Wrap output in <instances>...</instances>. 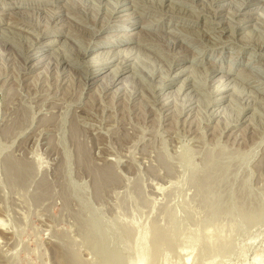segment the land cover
<instances>
[{"label": "rangeland", "instance_id": "374dc122", "mask_svg": "<svg viewBox=\"0 0 264 264\" xmlns=\"http://www.w3.org/2000/svg\"><path fill=\"white\" fill-rule=\"evenodd\" d=\"M76 1L67 15L63 0H0V40H8L0 45V264H108L86 246L95 229L136 249L123 264H264V0L244 7L249 0H134L137 10L124 12L134 21L116 24L124 13L112 14L90 41L91 54L116 34L147 70L118 97L120 82L102 91L110 75L95 82V68L85 75V67L64 62L82 51L116 0ZM255 9L262 14L245 13ZM19 11L32 13L30 27L7 24ZM38 32L32 53L51 61L32 72L43 56L21 55ZM143 32L154 45L144 46ZM167 73L176 79L168 90L176 100L164 108L150 93ZM186 78L194 89L176 94ZM218 85L228 90L218 94Z\"/></svg>", "mask_w": 264, "mask_h": 264}, {"label": "bare ground", "instance_id": "6f19581e", "mask_svg": "<svg viewBox=\"0 0 264 264\" xmlns=\"http://www.w3.org/2000/svg\"><path fill=\"white\" fill-rule=\"evenodd\" d=\"M34 1V0H33ZM41 1V0H40ZM42 1H46V0H42ZM48 1V0H47ZM51 1V0H50ZM59 1H62V0H53V3L54 2H59ZM63 1H65V4H63L62 5V7L64 8V10H63V12H65L66 13V11L67 10H69V11H71L70 9H72V8H74V6H75V4H76V0H63ZM88 1H90V0H88ZM93 1V0H92ZM134 0H129V2L127 3V1H125V0H116L115 1V4H114V2H113V6L109 9L110 10V12L111 13H108V14H110V17H106L105 19V21L103 20V22H101V26L100 27H98L97 29L95 28V30L94 31H92L91 33L89 32V34L88 35H86V37H87V43H82V42H79L80 43V46H81V43L83 44V49H82V51L80 52V53H78L77 55H76V57H73V56H75V55H72V54H70V55H67L68 57H70L72 60H70L69 58H68V60L66 59V56H65V60L66 61H64L65 63H68L69 65H79V66H82V67H85L84 69L85 70H83L84 71V74L85 75H88L89 73H90V71L93 69V68H95L94 70V72H93V74H95L93 77H95L97 74V76H96V81L95 82H99V80L101 81V80H103V79H105V78H107V77H109V75H110V79L107 81V83H106V85H105V87L104 88H102V91L103 92H106V91H108V90H110L111 88H113V87H115L117 84H118V82H120L121 83V85L122 86H119V87H117L116 88V90L114 91V95H115V97H118V95L120 96V93L121 92H125L126 91V82H127V80L129 81V79L131 78H133V77H136L135 75H137L138 74V76H139V74H141V76L143 75L142 73H144V72H146L147 70H146V68H145V65L143 64V63H141L139 60L140 59H137V57L136 58H132L133 57V47H125V48H121L120 46H121V44H122V41H124V40H119V41H114V35H116V34H113V35H106L105 36V38H109L108 40H105V41H103L102 43H101V46L99 45V47L97 48V50H96V52H92V54H91V51H92V44H95V42H90L92 39H94V38H96L97 37V35H98V32L101 30V29H103V28H105L107 25H108V23H110L111 21H112V17H113V15L112 14H114V13H124L125 11H127V10H129V9H132L133 11H135V10H137V8L140 6H137L134 2H133ZM136 2H139V1H141L140 3H143L142 1L143 0H135ZM162 1V0H161ZM163 1H165V0H163ZM83 2V1H82ZM244 2V1H243ZM252 0H249L248 2H244L243 4L242 3H240V5L242 4V7H244V6H249V5H252ZM256 2V1H255ZM90 3V2H89ZM10 4V3H9ZM101 4V3H100ZM124 4H129L130 6H125ZM97 5V4H96ZM239 5V4H238ZM1 6V5H0ZM4 6V5H3ZM2 6V7H3ZM13 6H15V5H13ZM98 6V5H97ZM101 7H102V5H101ZM106 7H109V6H106ZM144 7V6H143ZM169 7H171V6H169ZM173 7V6H172ZM239 7V6H238ZM7 8V7H6ZM141 8V7H140ZM239 8H241V7H239ZM55 9V8H54ZM101 9H104L103 7L101 8ZM107 9V8H106ZM106 9H104V10H106ZM222 9V8H221ZM236 9V8H235ZM245 9V8H244ZM260 9V8H259ZM259 9H255V10H247L245 13H253L254 11H259ZM262 10V9H261ZM56 11V10H55ZM74 11V10H73ZM166 11V10H165ZM242 11V9L241 10H237V12H236V14H239L240 12ZM32 12V11H31ZM72 12V11H71ZM97 12V11H96ZM101 12V11H100ZM106 12V11H105ZM104 12V13H105ZM107 12H108V10H107ZM162 12V11H161ZM4 13V12H3ZM69 13V12H68ZM99 12H97V14H98ZM136 13V12H135ZM144 13V12H143ZM163 13V12H162ZM235 13V12H234ZM258 13H261L262 14V12L260 11V12H258ZM5 14H7V13H5ZM32 14V13H31ZM30 14V12H25V11H19V12H12V13H9V20L10 21H7V24L9 25V26H14V27H19V25H26V26H29L30 27V25H31V23L29 22V20H28V18L30 17H33L32 15ZM67 14V13H66ZM70 14V13H69ZM145 14V13H144ZM164 14V13H163ZM166 15H167V12L165 13ZM235 14V15H236ZM263 14H264V12H263ZM68 15V14H67ZM102 15V14H101ZM138 15L141 17L143 14L140 12V13H138ZM169 15V14H168ZM99 15H95L94 16V18H93V20L94 21H96L95 19H96V17H98ZM104 16V15H103ZM106 16V15H105ZM117 16V15H116ZM85 18H82V19H85L86 20V16H84ZM92 17H93V15H92ZM135 17H137V15H135L133 12H131V13H129V15H128V13H124V14H121V15H119L118 16V19H115V22L114 23H116V24H118V23H120V22H122V21H124V20H127V21H129V20H133ZM78 18V17H77ZM100 17H98L97 19H99ZM247 19H248V17H246ZM32 19V18H31ZM76 19V18H75ZM80 18H78V20H79ZM81 19V20H82ZM89 19V18H88ZM91 19V18H90ZM90 19H89V21H90ZM102 19H104V18H102ZM101 19V20H102ZM242 19V18H241ZM240 19V20H241ZM245 19V18H244ZM246 19V20H247ZM249 19H252V18H249ZM8 20V19H7ZM31 21V20H30ZM75 21V20H74ZM80 21V20H79ZM84 21V20H83ZM92 21V20H91ZM90 21V22H91ZM99 21V20H98ZM134 21V20H133ZM245 21V20H244ZM50 22V21H49ZM48 22V23H49ZM87 23H88V21H86ZM86 22H84V23H81V24H83V25H86ZM89 22V23H90ZM93 22V21H92ZM136 22V21H135ZM160 22V21H159ZM75 23V22H74ZM78 23V22H77ZM76 23V24H77ZM80 23V22H79ZM89 23H88V26H89ZM98 23V22H97ZM114 23H112V24H114ZM93 24V23H92ZM75 25V24H74ZM73 25V26H74ZM78 25V24H77ZM91 25V24H90ZM259 25V24H258ZM49 26V25H48ZM47 25L45 26V30L43 31L44 33H48V31H49V29L51 28V26H49L48 27ZM82 26V25H81ZM87 26V25H86ZM128 25L126 24L125 26H123V27H127ZM132 25H129V28L131 27ZM145 26V25H144ZM152 26V25H151ZM150 26V24L148 23V25L146 26L147 28H150L151 27ZM24 27V26H23ZM33 27V26H32ZM93 27V26H92ZM116 27V26H115ZM156 27V26H155ZM60 27H54V29H59ZM81 28V27H80ZM241 28V27H240ZM78 29H79V27H78ZM133 29V28H132ZM257 29V28H256ZM80 30V29H79ZM1 31H5V32H7L8 31V29H4V30H2L1 29ZM39 31V30H38ZM75 31V30H74ZM82 31V30H81ZM80 31V32H81ZM84 31V30H83ZM13 32V31H12ZM37 32V31H36ZM140 32V31H139ZM174 32V31H173ZM176 32V31H175ZM4 33V32H3ZM9 33V32H8ZM39 33V32H38ZM40 33H42V32H40ZM40 33L39 34H37V36L32 40L33 41V43L32 44H30L29 45V47H28V45H26V48L28 47V49L26 50V52L23 54V53H20V52H22V51H25L24 50V48H23V50H22V48H21V50L22 51H19L18 53H20V54H23V55H21L22 56V58L24 57V59L26 60V61H29V60H32V59H38V57H40V56H43V58L42 59H39V60H37L36 62H34L29 68H31V71L32 72H34V71H36V70H39V69H41V66L43 67L45 64H43V62L46 60V59H49V61H51V56H48V55H45V54H39V52H34V53H32V51L36 48V46H35V43L37 42V40H39V38L41 37V35H40ZM50 33V32H49ZM70 33H72V32H70ZM75 33H77V32H75ZM185 33V32H184ZM195 33V32H194ZM15 34V33H14ZM16 34H18L17 32H16ZM131 34V33H130ZM136 34V33H135ZM145 34V35H144ZM187 34V33H186ZM13 35V34H12ZM19 35H20V33H19ZM23 35V34H22ZM34 35V34H33ZM71 34H69L68 36H70ZM138 35V34H137ZM142 35H143V37H145V39H147V44H145L144 46H148V45H154V44H152V38H149L150 37V34L149 33H145V32H143L142 33ZM155 35V34H154ZM157 35V34H156ZM162 35V34H161ZM241 35H244V33L243 34H241ZM79 36H80V34H79ZM118 37L117 38H120L121 39V37L123 38V37H126V38H128V36L129 35H117ZM245 36V35H244ZM14 37V36H13ZM28 37V36H27ZM32 37V36H31ZM67 37V36H66ZM72 37H73V34H72V36L70 37V39L72 40ZM86 37H85V40H86ZM111 37H113V38H111ZM137 37H139V36H137ZM153 37H155V36H153ZM157 37V36H156ZM1 38H2V40H0V45H1V43H2V46L4 45L5 46V44L7 45V41H6V39L4 38V36H2L1 35ZM18 38V37H17ZM21 38H22V36H21ZM67 38H69V37H67ZM74 38V37H73ZM80 38V37H79ZM116 38V37H115ZM116 38V39H117ZM28 39H30L29 37H28ZM84 39V38H83ZM129 39V38H128ZM143 39V38H142ZM159 39V38H158ZM3 40H5L7 43H5L4 44V42H3ZM24 40V39H23ZM60 40H62V39H60ZM88 40H89V43H88ZM26 41H27V39H26ZM59 41V40H58ZM58 41H52L51 39H50V41L48 42L47 41V43L46 44H48V45H51L52 44V46L53 45H57L58 44ZM155 41V40H154ZM28 42H31V40H28ZM146 42V41H145ZM173 42V41H172ZM10 43V42H9ZM66 43V42H65ZM138 43H139V41H138ZM141 43V42H140ZM154 43V42H153ZM162 43H163V41H162ZM11 44V43H10ZM9 44V45H10ZM29 44V43H28ZM45 44V45H46ZM77 44V43H76ZM103 44V45H102ZM160 44V43H159ZM165 44V43H164ZM168 44H170V43H168ZM167 43L165 44V45H168ZM91 45V46H90ZM139 45V44H138ZM174 45V44H173ZM79 46V45H78ZM77 46V47H78ZM80 46H79V48H80ZM103 46H106L105 48H103ZM110 46V47H109ZM169 46V45H168ZM151 47H153V46H151ZM150 47V48H151ZM25 48V49H26ZM51 49V48H50ZM100 49H102V50H100ZM137 49V48H136ZM37 50H39V49H37ZM78 50V49H77ZM151 50V49H150ZM158 50V49H157ZM162 50V49H161ZM160 50V51H161ZM59 51V50H58ZM58 51H56V53L58 52ZM74 51V50H73ZM141 51V50H140ZM154 51V50H153ZM79 52V51H78ZM141 52H143V51H141ZM140 52V53H141ZM156 52V51H155ZM154 52V53H155ZM56 53H54L55 55H56ZM58 53H60V52H58ZM63 53V52H62ZM66 53V52H65ZM71 53V52H70ZM75 53V52H74ZM47 54V53H46ZM53 54V55H54ZM67 54H69L68 52H67ZM157 55L159 54V52L158 53H156ZM59 55V54H58ZM57 55V56H58ZM63 55V54H62ZM61 55V56H62ZM66 55V54H65ZM90 55H92V57L91 58H89V60H87V61H82V62H80V63H77L76 61H78L79 60V58H86V57H88V56H90ZM159 55H162L161 53L159 54ZM60 56V57H61ZM64 56V55H63ZM60 57H57V58H60ZM158 57V56H157ZM139 58V57H138ZM156 58V57H155ZM158 58H160V57H158ZM157 58V59H158ZM55 59V58H54ZM74 59V60H73ZM162 59H165V58H162ZM58 60L59 59H57L56 60V63H58ZM166 60V59H165ZM176 60V59H175ZM72 61H74L73 63H75V64H73L72 63ZM131 61H133L132 63H130ZM46 62V61H45ZM44 62V63H45ZM117 62V63H116ZM195 62V61H194ZM198 62V61H197ZM54 63V62H53ZM116 63V64H115ZM130 63V64H129ZM176 63V62H175ZM213 64V63H212ZM212 64H211V66H212ZM59 65V64H58ZM57 65V66H58ZM68 65V66H69ZM112 65H116V67L114 68V69H112V70H110V73L109 74H106V75H103V73H104V71L107 69V68H109L110 66H112ZM173 65V64H172ZM58 67H60V66H58ZM65 67V66H64ZM172 67V66H171ZM186 67V66H185ZM129 68H131V69H129ZM189 68V67H188ZM58 70H59V68H57ZM99 69H101V72H99ZM129 69V70H128ZM25 70V69H24ZM57 70V71H58ZM62 70V69H61ZM180 70V69H179ZM184 70H186L187 71V67L185 68V69H183V70H181L180 72H178L176 75L174 74V77L175 76H179V75H181V74H184L185 72H184ZM207 70V69H206ZM56 71V72H57ZM211 71V74L213 73V67L211 68L210 67V70H209V72ZM126 72H131V74H129V75H127V76H123L122 78H121V80L119 79V81H118V78L122 75V74H124V73H126ZM168 72V71H167ZM207 72V71H206ZM66 73V72H65ZM80 73H82V72H80ZM148 73V72H147ZM166 73V72H165ZM170 73H171V70H170ZM170 73L168 74L167 73V75H164V76H162V78H163V80L161 81V83H159V86H153V91H151V93H150V95L152 94V92L154 93L153 95H151L152 97L154 96L155 97V101L154 102H158V103H161V104H163V107L164 108H167V106L168 105H170V103H172V101L173 100H176V98H174V97H172V96H169L168 97V95L170 94V91H168V90H170L171 88H172V86L174 85V83L172 82V80H176V79H174L171 75H170ZM59 74V73H58ZM64 74V73H63ZM76 74V73H75ZM146 74V73H145ZM144 74V75H145ZM151 74H152V72H151ZM187 74V73H186ZM84 75V76H85ZM103 75V76H102ZM61 76H62V74L60 75V77H59V79L61 78ZM68 75H66V77H67ZM81 76H83V75H81ZM83 76V77H84ZM140 76V77H141ZM151 76H153V75H151ZM210 76V75H209ZM209 76H208V74H207V77L209 78ZM237 76V75H236ZM86 77V76H85ZM144 77V76H143ZM154 77H156L155 75H154ZM172 77V78H171ZM92 78V77H91ZM139 78V77H138ZM66 79V78H65ZM86 80H85V86L87 87V89H91L92 88V86H93V84L95 83H93L92 82V79H88V78H85ZM79 80H81V79H79ZM206 80H207V78H206ZM83 81V80H82ZM227 81V80H226ZM84 82V81H83ZM81 83V82H80ZM153 83V82H152ZM82 84V83H81ZM194 84V83H193ZM192 83H191V80H188V78H186V79H184V81L182 82V86L180 85V87H179V89H178V91H176V94L177 93H179L182 89H191L194 85H193ZM220 84V83H219ZM128 85V84H127ZM83 87V86H82ZM157 87V88H156ZM195 87V86H194ZM85 88V87H84ZM215 88H217V89H215L216 91L215 92H217L218 94L219 93H221V92H225V91H227L228 90V85H218L217 87H215ZM259 88V87H258ZM192 89H194V88H192ZM92 90V89H91ZM128 90V89H127ZM163 90V91H162ZM99 91H101V87H100V90H98V92ZM101 91V92H102ZM96 93H97V91H95ZM126 92H128V91H126ZM131 92H133V91H131ZM135 92V91H134ZM149 92H150V90H149ZM166 92V93H165ZM180 94V93H179ZM213 94H214V89H213ZM132 95V94H131ZM134 95V94H133ZM132 95V96H133ZM139 95V94H138ZM149 95V94H148ZM147 95V96H148ZM217 95V94H216ZM226 95V94H225ZM147 96H145L146 98H148ZM178 96V95H177ZM177 96H175V97H177ZM215 96V95H214ZM209 97H212V96H209ZM133 99H134V97H132ZM172 98V99H171ZM218 99H216V97H215V99H211L212 101H213V103H210V104H214L215 106L216 105H219L218 104V102L220 103V101H218V100H227L228 98H229V95H227V96H223V97H221V96H219V97H217ZM148 99H151V102H153L152 101V98H148ZM153 100H154V98H153ZM210 101V100H209ZM208 101V102H209ZM194 103V102H193ZM192 102H191V105L193 104ZM155 104V103H154ZM196 104V103H195ZM209 104V105H210ZM153 105V104H152ZM188 105H189V103H188ZM187 105V106H188ZM213 105V106H214ZM186 106V107H187ZM197 106H199V104L197 105ZM208 106V105H207ZM195 108V107H194ZM193 108V109H194ZM86 109V108H85ZM169 109V108H168ZM168 109H166V110H168ZM184 109V108H183ZM192 109V107H190V110ZM219 109V108H218ZM222 109V108H221ZM186 109H184V111H185ZM215 110V109H214ZM223 110V109H222ZM221 110V111H222ZM225 110V109H224ZM183 111V110H182ZM181 111V112H182ZM191 112V111H190ZM205 112V111H204ZM185 112H183L182 114H184ZM213 113V112H212ZM190 114V113H189ZM206 114V113H205ZM216 114V113H215ZM218 116V115H217ZM212 117V116H211ZM264 167V166H263ZM8 169L9 170H13L12 168H10V167H8ZM8 170V171H9ZM20 172V171H19ZM9 173H11L10 171H9ZM21 173V172H20ZM20 173H18V175L20 174ZM12 174V173H11ZM110 183V182H109ZM217 197V196H216ZM204 200H206V197H205V199ZM204 206H206V205H204ZM252 213V212H251ZM260 213H261V211H260ZM246 214V213H245ZM262 215H258V217H260L259 219H261V216H264V213H261ZM253 215V214H252ZM252 215H251V217H252ZM172 216V215H171ZM254 217H257V216H253V218ZM258 217H257V219H258ZM242 219V218H241ZM245 219H249V217L248 218H246L245 217ZM250 221H251V219H249ZM254 220H256L255 218H254ZM244 221V220H243ZM246 221H248V220H245V222ZM252 221H253V219H252ZM252 221H251V223L250 224H252V226L254 227V225L253 224H255V222H257L258 220H256V221H254L253 223H252ZM263 221V220H262ZM258 222H261V220H259ZM249 223H246L247 225L249 224ZM256 224H258V225H256ZM255 224V228H256V226L257 227H259V224L260 223H256ZM248 226H250V228H252L251 227V225H248ZM261 226V225H260ZM254 228V229H255ZM0 229H1V226H0ZM253 229V230H254ZM1 230H3V229H1ZM160 232V231H159ZM104 233H106V232H104ZM160 234V233H159ZM159 234H157V235H159ZM92 235H93V239H94V241L92 242V244L93 245H86L87 247L89 246V248L88 249H90V251L92 252V253H94L95 255H101L102 257H103V259L101 260V258H100V260L101 261H103V262H101V263H104V262H108V264L110 263L109 261H112V262H117V264H123V262H122V260H121V257H126V255H129V256H127V258L128 257H130L131 256V254L130 253H132L133 251H134V254H135V250L136 249H133V247L132 248H125L126 250H123V248H122V246L121 247H119L118 245L116 246V245H114V243H113V241L111 240V239H108V237H107V239L105 238L106 237V235H104V234H102V232H100V231H97V229H95V231H93L92 232ZM163 235V234H162ZM161 234H160V236H157L158 238L156 239V238H154V239H156L159 243H160V241H161V237L163 238V236H162ZM110 237V236H109ZM155 237V236H154ZM114 239V238H113ZM134 241V244H135V242L137 243V239L136 238H134L133 239ZM155 240V241H156ZM153 243H155L154 242V240L152 241ZM257 242V241H256ZM157 243V242H156ZM155 243V244H156ZM84 246V245H83ZM157 246V245H156ZM132 251V252H131ZM178 253H180L181 254V252H178ZM125 255V256H124ZM141 255V254H140ZM140 255L139 256H137L138 258L140 257ZM155 256V255H154ZM107 258V260H109V261H104V258ZM126 258V259H127ZM147 260V259H146ZM149 260V259H148ZM116 264V263H115ZM143 264H147V262H145V263H143Z\"/></svg>", "mask_w": 264, "mask_h": 264}]
</instances>
